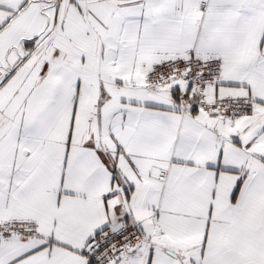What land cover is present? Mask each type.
<instances>
[{"label": "snow or ice", "instance_id": "snow-or-ice-1", "mask_svg": "<svg viewBox=\"0 0 264 264\" xmlns=\"http://www.w3.org/2000/svg\"><path fill=\"white\" fill-rule=\"evenodd\" d=\"M0 264H264V0H0Z\"/></svg>", "mask_w": 264, "mask_h": 264}]
</instances>
